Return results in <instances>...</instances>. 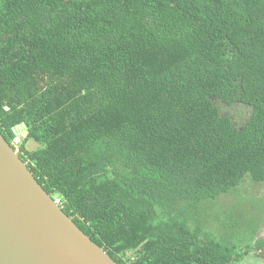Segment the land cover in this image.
<instances>
[{
	"label": "trees",
	"instance_id": "1",
	"mask_svg": "<svg viewBox=\"0 0 264 264\" xmlns=\"http://www.w3.org/2000/svg\"><path fill=\"white\" fill-rule=\"evenodd\" d=\"M22 122L21 158L117 263L264 248L242 188L264 184V0H0L10 143Z\"/></svg>",
	"mask_w": 264,
	"mask_h": 264
},
{
	"label": "water",
	"instance_id": "2",
	"mask_svg": "<svg viewBox=\"0 0 264 264\" xmlns=\"http://www.w3.org/2000/svg\"><path fill=\"white\" fill-rule=\"evenodd\" d=\"M20 131L25 139L23 122ZM25 146L33 151L41 143L30 138ZM0 264H119L46 191L1 131Z\"/></svg>",
	"mask_w": 264,
	"mask_h": 264
},
{
	"label": "rangeland",
	"instance_id": "3",
	"mask_svg": "<svg viewBox=\"0 0 264 264\" xmlns=\"http://www.w3.org/2000/svg\"><path fill=\"white\" fill-rule=\"evenodd\" d=\"M23 131L18 132L17 136L13 139V144L17 149L20 148L23 140L20 135ZM244 192H252L258 195H264V184L256 185L253 181H245L242 185ZM226 201V198L224 199ZM227 202V201H226ZM258 237H264V226L260 229ZM241 264H264V248L258 252H252L248 255Z\"/></svg>",
	"mask_w": 264,
	"mask_h": 264
},
{
	"label": "clouds",
	"instance_id": "4",
	"mask_svg": "<svg viewBox=\"0 0 264 264\" xmlns=\"http://www.w3.org/2000/svg\"><path fill=\"white\" fill-rule=\"evenodd\" d=\"M18 134V133H17ZM27 137H28V135L26 136V138L25 139H27ZM30 139V138H29ZM29 139H27L26 140V142L29 140ZM23 140V139H22ZM12 145H13V147L17 150V151H19L20 152V149H17L16 147H15V145L13 144V142L11 143ZM26 144V143H25ZM58 202H59V204H60V201L58 200V199H56Z\"/></svg>",
	"mask_w": 264,
	"mask_h": 264
},
{
	"label": "flooded vegetation",
	"instance_id": "5",
	"mask_svg": "<svg viewBox=\"0 0 264 264\" xmlns=\"http://www.w3.org/2000/svg\"><path fill=\"white\" fill-rule=\"evenodd\" d=\"M27 136V135H26ZM23 139V138H22ZM24 140V139H23ZM21 153V152H20Z\"/></svg>",
	"mask_w": 264,
	"mask_h": 264
}]
</instances>
